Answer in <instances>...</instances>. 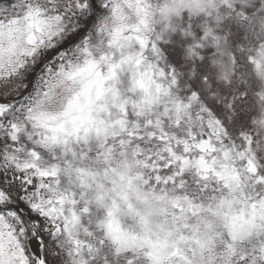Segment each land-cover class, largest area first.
<instances>
[{"label":"snow or ice","instance_id":"1","mask_svg":"<svg viewBox=\"0 0 264 264\" xmlns=\"http://www.w3.org/2000/svg\"><path fill=\"white\" fill-rule=\"evenodd\" d=\"M0 264H264V0H0Z\"/></svg>","mask_w":264,"mask_h":264}]
</instances>
